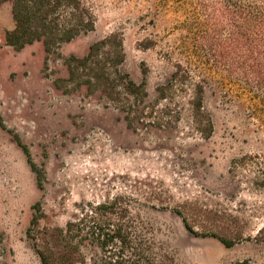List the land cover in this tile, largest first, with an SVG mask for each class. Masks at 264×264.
<instances>
[{"label":"rangeland","instance_id":"rangeland-1","mask_svg":"<svg viewBox=\"0 0 264 264\" xmlns=\"http://www.w3.org/2000/svg\"><path fill=\"white\" fill-rule=\"evenodd\" d=\"M82 3L91 30L20 48L5 42L14 21L11 2L0 3V264H42L44 230L70 222L67 235L83 257L74 264H264V189L251 182L264 132L248 115L249 92L231 88L222 70L190 63L195 78L207 77L204 109L215 128L203 137L188 87L166 99L156 90L173 61L185 63L164 57L177 33L168 32L173 14L155 16L145 0ZM112 32L122 37L118 65ZM146 35L155 47L136 45ZM129 79L146 96L130 95ZM14 135L42 170L41 185ZM94 221L106 240L109 230L119 236L100 245ZM211 232L234 244L202 235Z\"/></svg>","mask_w":264,"mask_h":264},{"label":"trees","instance_id":"trees-1","mask_svg":"<svg viewBox=\"0 0 264 264\" xmlns=\"http://www.w3.org/2000/svg\"><path fill=\"white\" fill-rule=\"evenodd\" d=\"M6 0H0V3ZM14 27L5 32V42L15 48L35 40H42L46 47L54 43L68 41L81 32L91 30L94 20L86 10L82 0H9ZM150 5L149 13L155 16L169 12L173 23L168 32L176 31L175 40L168 44L164 53L167 60L173 55L184 58L185 63L173 61L174 70L170 79L156 87L160 99H166L173 87H188L187 104L191 112L193 128L203 137L210 136L215 128L213 118L204 109L205 83L207 77L195 78L190 63L201 61L207 68L225 72L231 88L249 92L248 115L254 119L258 130L264 132V0H145ZM155 22H153L154 24ZM110 44L118 46L116 65L123 60L122 37L118 32L110 33ZM157 39L142 36L136 45L142 49L155 47ZM98 43L90 47L96 49ZM127 92L143 98L146 90L143 83L128 80ZM16 143L26 154L29 165L34 170L36 180L41 185L42 170L31 160L28 146L18 135ZM256 177L252 184L264 189V154L253 156ZM248 155L240 157L238 166L242 169L248 164ZM180 214V212L178 211ZM94 220V219H93ZM185 227L198 235L183 219ZM91 227L90 233L100 245L108 244L119 233L106 240L108 232L102 230L101 222ZM68 226L49 227L44 230V243L37 249L42 264H74L82 262V253L67 235ZM264 234V227L260 229ZM203 236L216 237L225 247L232 246L233 240L217 233H202ZM233 264H243L236 262Z\"/></svg>","mask_w":264,"mask_h":264}]
</instances>
